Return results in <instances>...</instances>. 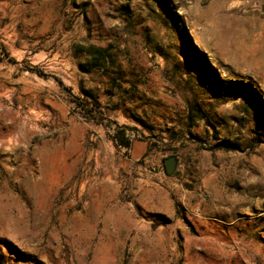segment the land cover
<instances>
[{"label":"rangeland","instance_id":"rangeland-1","mask_svg":"<svg viewBox=\"0 0 264 264\" xmlns=\"http://www.w3.org/2000/svg\"><path fill=\"white\" fill-rule=\"evenodd\" d=\"M0 264H264V0H0Z\"/></svg>","mask_w":264,"mask_h":264},{"label":"trees","instance_id":"trees-1","mask_svg":"<svg viewBox=\"0 0 264 264\" xmlns=\"http://www.w3.org/2000/svg\"><path fill=\"white\" fill-rule=\"evenodd\" d=\"M79 105L84 110L86 116L92 119L94 122L99 123L101 120V109L100 104L96 100L88 101L82 100L79 102ZM120 145L124 146L125 148L131 147V142L125 137L121 136L119 138Z\"/></svg>","mask_w":264,"mask_h":264},{"label":"water","instance_id":"water-1","mask_svg":"<svg viewBox=\"0 0 264 264\" xmlns=\"http://www.w3.org/2000/svg\"><path fill=\"white\" fill-rule=\"evenodd\" d=\"M164 168L167 174H172L176 169L175 157H168L164 160Z\"/></svg>","mask_w":264,"mask_h":264}]
</instances>
